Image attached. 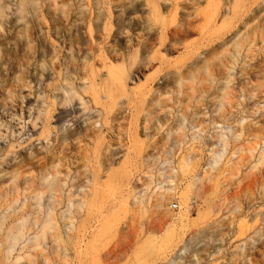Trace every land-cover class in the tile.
<instances>
[{"label": "rangeland", "instance_id": "obj_1", "mask_svg": "<svg viewBox=\"0 0 264 264\" xmlns=\"http://www.w3.org/2000/svg\"><path fill=\"white\" fill-rule=\"evenodd\" d=\"M0 264H264V0H0Z\"/></svg>", "mask_w": 264, "mask_h": 264}, {"label": "built area", "instance_id": "obj_2", "mask_svg": "<svg viewBox=\"0 0 264 264\" xmlns=\"http://www.w3.org/2000/svg\"><path fill=\"white\" fill-rule=\"evenodd\" d=\"M173 210H177L179 208V203L178 202H173L170 206Z\"/></svg>", "mask_w": 264, "mask_h": 264}]
</instances>
